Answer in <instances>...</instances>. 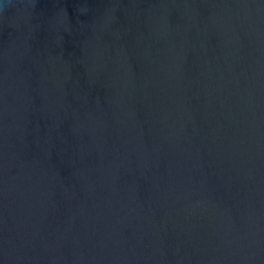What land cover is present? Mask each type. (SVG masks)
<instances>
[{"label": "water", "instance_id": "obj_1", "mask_svg": "<svg viewBox=\"0 0 264 264\" xmlns=\"http://www.w3.org/2000/svg\"><path fill=\"white\" fill-rule=\"evenodd\" d=\"M0 264H264V0H0Z\"/></svg>", "mask_w": 264, "mask_h": 264}]
</instances>
